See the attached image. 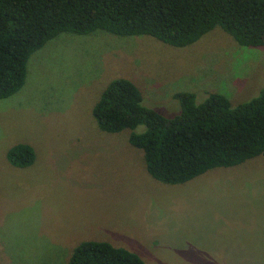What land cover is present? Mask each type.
Returning <instances> with one entry per match:
<instances>
[{"label": "rangeland", "instance_id": "374dc122", "mask_svg": "<svg viewBox=\"0 0 264 264\" xmlns=\"http://www.w3.org/2000/svg\"><path fill=\"white\" fill-rule=\"evenodd\" d=\"M119 77L166 117L182 91L236 105L264 86V46L216 26L184 47L95 30L61 32L33 52L24 85L0 98V264H67L85 240L146 264H264V154L183 183L156 180L130 129L103 131L93 116ZM19 143L34 150L29 166L6 158Z\"/></svg>", "mask_w": 264, "mask_h": 264}, {"label": "trees", "instance_id": "16d2710c", "mask_svg": "<svg viewBox=\"0 0 264 264\" xmlns=\"http://www.w3.org/2000/svg\"><path fill=\"white\" fill-rule=\"evenodd\" d=\"M216 26L239 45L264 46V0H0V98L21 89L29 57L61 32L149 35L184 47ZM174 97L180 111L166 117L143 104L131 80L119 77L102 90L92 113L103 131L130 129L129 143L143 151L147 172L163 183H183L264 154V86L236 105L221 93L201 103L192 92ZM139 125L144 129L135 131ZM34 157L25 143L6 152L17 167L31 165ZM67 264L146 263L126 248L85 240Z\"/></svg>", "mask_w": 264, "mask_h": 264}]
</instances>
